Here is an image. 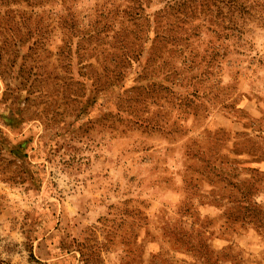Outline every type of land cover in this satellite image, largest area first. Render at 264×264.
Masks as SVG:
<instances>
[{
  "label": "rangeland",
  "instance_id": "rangeland-1",
  "mask_svg": "<svg viewBox=\"0 0 264 264\" xmlns=\"http://www.w3.org/2000/svg\"><path fill=\"white\" fill-rule=\"evenodd\" d=\"M0 264H264V0H0Z\"/></svg>",
  "mask_w": 264,
  "mask_h": 264
}]
</instances>
